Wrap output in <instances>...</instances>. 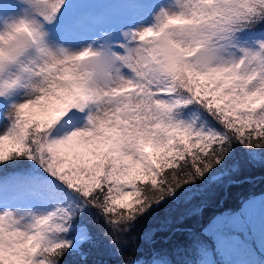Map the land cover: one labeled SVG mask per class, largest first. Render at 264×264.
Segmentation results:
<instances>
[{
    "label": "snow or ice",
    "instance_id": "1",
    "mask_svg": "<svg viewBox=\"0 0 264 264\" xmlns=\"http://www.w3.org/2000/svg\"><path fill=\"white\" fill-rule=\"evenodd\" d=\"M238 155L264 163V0H0V264H264V198L141 254Z\"/></svg>",
    "mask_w": 264,
    "mask_h": 264
},
{
    "label": "trees",
    "instance_id": "2",
    "mask_svg": "<svg viewBox=\"0 0 264 264\" xmlns=\"http://www.w3.org/2000/svg\"><path fill=\"white\" fill-rule=\"evenodd\" d=\"M239 170L226 177L223 185L216 189L212 195L197 205L187 206L200 208L198 214H189L186 208L174 211L172 223L167 231L159 230V221L156 216L146 218L137 229L153 233L149 244H142L145 258L150 254V246L157 249L172 250L178 246L187 244L190 233L199 229L200 224L207 218L225 211H239L245 201L255 198L257 214H259V202L264 198V163L248 162L238 155ZM232 163V162H230ZM182 217V218H181ZM93 260L103 264H116V258L112 257L104 248L98 250L92 256Z\"/></svg>",
    "mask_w": 264,
    "mask_h": 264
}]
</instances>
